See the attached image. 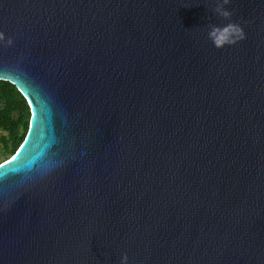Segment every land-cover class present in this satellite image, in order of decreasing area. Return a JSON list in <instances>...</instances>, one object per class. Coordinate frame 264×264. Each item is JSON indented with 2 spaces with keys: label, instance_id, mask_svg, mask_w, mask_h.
Returning a JSON list of instances; mask_svg holds the SVG:
<instances>
[{
  "label": "water",
  "instance_id": "obj_1",
  "mask_svg": "<svg viewBox=\"0 0 264 264\" xmlns=\"http://www.w3.org/2000/svg\"><path fill=\"white\" fill-rule=\"evenodd\" d=\"M215 2L0 0V264H264V0Z\"/></svg>",
  "mask_w": 264,
  "mask_h": 264
},
{
  "label": "trees",
  "instance_id": "obj_2",
  "mask_svg": "<svg viewBox=\"0 0 264 264\" xmlns=\"http://www.w3.org/2000/svg\"><path fill=\"white\" fill-rule=\"evenodd\" d=\"M29 108L13 84L0 80V155L6 159L23 140Z\"/></svg>",
  "mask_w": 264,
  "mask_h": 264
},
{
  "label": "clouds",
  "instance_id": "obj_3",
  "mask_svg": "<svg viewBox=\"0 0 264 264\" xmlns=\"http://www.w3.org/2000/svg\"><path fill=\"white\" fill-rule=\"evenodd\" d=\"M231 0H216L215 7L212 11L228 21L223 25L209 24L207 37L216 48H223L226 45L236 44L246 39V33L238 22H233L231 17L233 11L226 8L225 6L230 4ZM0 42H4L5 45L10 46L13 41L11 37H5L3 32H0ZM129 257L127 253H123L120 259V264H128Z\"/></svg>",
  "mask_w": 264,
  "mask_h": 264
},
{
  "label": "snow or ice",
  "instance_id": "obj_4",
  "mask_svg": "<svg viewBox=\"0 0 264 264\" xmlns=\"http://www.w3.org/2000/svg\"><path fill=\"white\" fill-rule=\"evenodd\" d=\"M29 127L31 128V127H32V125L30 124V125H29ZM26 139H27V137H26ZM13 159H15V156L13 157ZM5 163H6V164H8L9 162H8V161H6ZM0 167H2V166H0Z\"/></svg>",
  "mask_w": 264,
  "mask_h": 264
},
{
  "label": "rangeland",
  "instance_id": "obj_5",
  "mask_svg": "<svg viewBox=\"0 0 264 264\" xmlns=\"http://www.w3.org/2000/svg\"><path fill=\"white\" fill-rule=\"evenodd\" d=\"M4 160V156L0 155V162Z\"/></svg>",
  "mask_w": 264,
  "mask_h": 264
}]
</instances>
